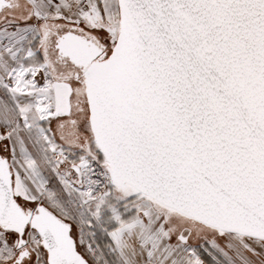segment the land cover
I'll return each mask as SVG.
<instances>
[{
	"label": "snow or ice",
	"instance_id": "1",
	"mask_svg": "<svg viewBox=\"0 0 264 264\" xmlns=\"http://www.w3.org/2000/svg\"><path fill=\"white\" fill-rule=\"evenodd\" d=\"M0 264H264V0H0Z\"/></svg>",
	"mask_w": 264,
	"mask_h": 264
}]
</instances>
